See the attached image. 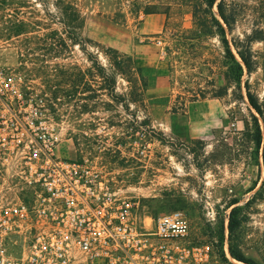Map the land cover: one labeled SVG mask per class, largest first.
Here are the masks:
<instances>
[{
  "label": "rangeland",
  "instance_id": "1",
  "mask_svg": "<svg viewBox=\"0 0 264 264\" xmlns=\"http://www.w3.org/2000/svg\"><path fill=\"white\" fill-rule=\"evenodd\" d=\"M57 1L0 0V65L22 76L25 98L50 118L58 154L105 166L140 215L180 210L219 255L227 240L238 262L264 264V126L247 98L264 106V67L248 72L233 46L261 30L252 49L264 63V0H228L238 10L232 32L221 21L242 71L216 27L207 34L195 23L197 0H76L79 44L59 24ZM5 161L0 150V224Z\"/></svg>",
  "mask_w": 264,
  "mask_h": 264
},
{
  "label": "built area",
  "instance_id": "2",
  "mask_svg": "<svg viewBox=\"0 0 264 264\" xmlns=\"http://www.w3.org/2000/svg\"><path fill=\"white\" fill-rule=\"evenodd\" d=\"M141 153V140L134 143ZM50 118L0 65V150L6 154V264H242L195 239L188 216L140 215L105 166L58 154ZM148 221V222H147Z\"/></svg>",
  "mask_w": 264,
  "mask_h": 264
},
{
  "label": "trees",
  "instance_id": "3",
  "mask_svg": "<svg viewBox=\"0 0 264 264\" xmlns=\"http://www.w3.org/2000/svg\"><path fill=\"white\" fill-rule=\"evenodd\" d=\"M56 8L60 14L59 24L63 30L68 35L69 39L73 44H79L80 31L84 26V19L78 10L76 0H58L56 3ZM216 8V11H214ZM192 15L194 21L198 26H200L204 33L212 34L214 33V27H216L218 34L222 37V42L225 45V48L229 54L230 60L232 63L242 71V65L235 59L234 55L230 51L228 40L226 38L225 28L223 24L226 25L228 30L232 32L233 25L236 22L238 16L237 8L229 3L228 0H197V2L192 6ZM27 26V25H26ZM262 31L254 30L252 34L246 35L243 40L234 39L233 46L248 72L255 70L257 67H264V63H261L255 55V52L252 49V43L258 40H262ZM261 35V36H260ZM247 98L250 106L256 111V113L262 118L264 126V106L258 101L257 97L247 91ZM255 134L252 138L255 147V154H258L261 143L262 135L261 128L258 122V119L253 116ZM262 161L264 165V142L262 146ZM259 195H264V180L259 191L256 193ZM237 209H233L230 213L229 218V230L233 231L237 226V221L235 219ZM156 217V216H155ZM231 256L237 261L246 262L244 257L240 255L239 252H236L233 249H230ZM224 257V255H222Z\"/></svg>",
  "mask_w": 264,
  "mask_h": 264
}]
</instances>
